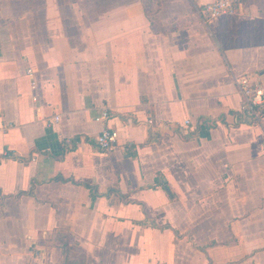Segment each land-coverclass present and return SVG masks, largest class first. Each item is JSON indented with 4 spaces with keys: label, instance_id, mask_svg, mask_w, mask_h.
Segmentation results:
<instances>
[{
    "label": "crops",
    "instance_id": "obj_1",
    "mask_svg": "<svg viewBox=\"0 0 264 264\" xmlns=\"http://www.w3.org/2000/svg\"><path fill=\"white\" fill-rule=\"evenodd\" d=\"M212 1L0 0V264H264V0Z\"/></svg>",
    "mask_w": 264,
    "mask_h": 264
},
{
    "label": "built area",
    "instance_id": "obj_2",
    "mask_svg": "<svg viewBox=\"0 0 264 264\" xmlns=\"http://www.w3.org/2000/svg\"><path fill=\"white\" fill-rule=\"evenodd\" d=\"M236 0H213L204 5L203 14L205 18L212 19L225 13L233 11ZM27 74L32 77V70L27 69ZM237 89L241 95L239 113L242 118L251 124H257L264 120V85L258 79L251 81L247 76H239L234 79ZM33 86V83H32ZM110 114L107 108H102L95 117L96 121L104 123ZM57 119V117H56ZM151 122V121H149ZM190 125L189 120L184 121V126ZM118 134L115 130L103 126L95 138L96 147L104 153H110L116 146ZM4 155H8L4 153Z\"/></svg>",
    "mask_w": 264,
    "mask_h": 264
},
{
    "label": "trees",
    "instance_id": "obj_3",
    "mask_svg": "<svg viewBox=\"0 0 264 264\" xmlns=\"http://www.w3.org/2000/svg\"><path fill=\"white\" fill-rule=\"evenodd\" d=\"M88 189H90V194H91V198L92 200L95 198L94 194H93V189H91V186H87ZM70 264H83L82 261H75V262H71Z\"/></svg>",
    "mask_w": 264,
    "mask_h": 264
}]
</instances>
